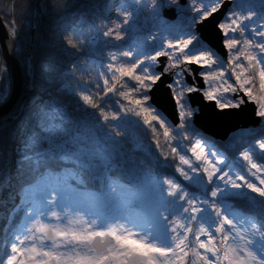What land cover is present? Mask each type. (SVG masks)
Here are the masks:
<instances>
[{
    "label": "snow or ice",
    "instance_id": "obj_1",
    "mask_svg": "<svg viewBox=\"0 0 264 264\" xmlns=\"http://www.w3.org/2000/svg\"><path fill=\"white\" fill-rule=\"evenodd\" d=\"M37 8L57 19L14 138L0 129V264H264V129L217 142L197 127L248 104L264 124V0Z\"/></svg>",
    "mask_w": 264,
    "mask_h": 264
},
{
    "label": "water",
    "instance_id": "obj_2",
    "mask_svg": "<svg viewBox=\"0 0 264 264\" xmlns=\"http://www.w3.org/2000/svg\"><path fill=\"white\" fill-rule=\"evenodd\" d=\"M166 16L170 20L175 19L174 13H166ZM204 36L210 38L211 45L222 53V49L219 47V41L215 38V36L211 35L208 30L204 31ZM9 37L8 22L0 12V50L2 52V66L7 65L8 77H10L12 80V91L10 96L4 102L0 103V120L6 118L18 104L22 97L25 84L21 58L10 50L8 46ZM27 72L29 75L32 73L31 54L27 59ZM165 83H167V81ZM30 92L31 88L29 87L28 93ZM28 93L27 96L24 97L25 99H27L29 96ZM167 97L168 93L165 85H161L157 91L156 99L158 102L162 101V110L169 119H172L174 114V106ZM192 100L194 106H199L205 112H207L209 107L208 102L202 101L199 94H192ZM259 125L260 124L257 123V120L254 116V106L252 104L246 105L243 112H241L238 117L224 121L217 125L209 126L202 118L197 122L198 128H200L202 131L206 130L210 136L221 141L227 140L233 132H236L239 129L256 128Z\"/></svg>",
    "mask_w": 264,
    "mask_h": 264
},
{
    "label": "trees",
    "instance_id": "obj_3",
    "mask_svg": "<svg viewBox=\"0 0 264 264\" xmlns=\"http://www.w3.org/2000/svg\"><path fill=\"white\" fill-rule=\"evenodd\" d=\"M58 3H63L64 0H57ZM74 3L77 0H73ZM80 3L86 2V0H79ZM49 0H0V12L9 21L12 16L7 15V13L12 12L16 24L20 29V35L18 41L21 48V64L24 72V79L26 83L25 91L29 88V76L27 74V59L31 54V70L39 75V66L42 61V49L41 42L48 35L49 28L56 22L57 16L54 13L47 12L43 8H37V5H47ZM15 5L13 9L12 5ZM27 9V11H25ZM71 13H69L70 15ZM34 32V33H33ZM60 58L66 60L62 54ZM2 54L0 51V66L2 65ZM86 78V77H85ZM5 81L0 80V89L5 86ZM32 92L30 93V95ZM29 95V96H30ZM24 96V95H23ZM19 104L11 111L10 115L4 119L0 120V129L7 127L10 130L13 138L15 136V122L17 118V109ZM261 129H264L261 128ZM246 130H241L232 136H240ZM259 135V133H258ZM231 136V137H232ZM230 137V138H231ZM230 140V139H229ZM227 140V141H229ZM226 141V142H227ZM220 142V141H217ZM246 211L250 208V205L246 202H237ZM3 255V248L0 247V257Z\"/></svg>",
    "mask_w": 264,
    "mask_h": 264
},
{
    "label": "bare ground",
    "instance_id": "obj_4",
    "mask_svg": "<svg viewBox=\"0 0 264 264\" xmlns=\"http://www.w3.org/2000/svg\"><path fill=\"white\" fill-rule=\"evenodd\" d=\"M9 32H10V28H9ZM12 43H13V41H12L11 38L9 37V39H8V46H9L10 50L13 52V50H12ZM15 43H16V49H17V50H16L15 52H13V53H14L15 55L20 56V58H21V48H20V43H19L18 39L15 41ZM23 74H24V72H23ZM24 81H25V79H24ZM3 90H4V91H3V93L1 94V96H4L5 93H6L7 95H6L5 98L0 99V103L4 102V101L10 96L11 91H12V80H11V78L8 77V76H7V79H6V86L4 87ZM28 92H29V88H28L27 91H25V84H24V90H23V93H22V97H21L20 101L18 102V104H20L22 101H24V99H25L24 97L27 96V93H28ZM30 93H31V92H30ZM30 93H28V95H30ZM23 95H24V96H23ZM0 197H1V199L7 197V190H4L3 192H0ZM1 257H2V256H1Z\"/></svg>",
    "mask_w": 264,
    "mask_h": 264
},
{
    "label": "rangeland",
    "instance_id": "obj_5",
    "mask_svg": "<svg viewBox=\"0 0 264 264\" xmlns=\"http://www.w3.org/2000/svg\"><path fill=\"white\" fill-rule=\"evenodd\" d=\"M2 64V63H1ZM27 72V71H26ZM31 72L33 73V71L31 70ZM27 74H28V72H27ZM28 76H29V82H30V75L28 74ZM4 83H5V86H6V79H4ZM4 86V87H5ZM25 88H26V83H25ZM4 89V88H3ZM3 91L4 90H2L1 92H0V96H1V94L3 93ZM18 105V104H17ZM20 105V104H19ZM236 135V134H235ZM0 199H1V197H0ZM12 207V205H11V203H9V205H8V209H5L4 207H0V214H4V215H6L7 214V212H8V210H10V208ZM3 223H4V221H3V219H0V228H2V226H3ZM0 236H2V232H0ZM3 256V255H2Z\"/></svg>",
    "mask_w": 264,
    "mask_h": 264
}]
</instances>
